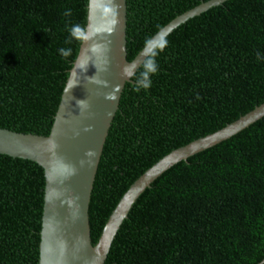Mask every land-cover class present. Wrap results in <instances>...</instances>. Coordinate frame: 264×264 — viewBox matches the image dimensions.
I'll list each match as a JSON object with an SVG mask.
<instances>
[{
  "label": "trees",
  "instance_id": "1",
  "mask_svg": "<svg viewBox=\"0 0 264 264\" xmlns=\"http://www.w3.org/2000/svg\"><path fill=\"white\" fill-rule=\"evenodd\" d=\"M203 1L129 0V52ZM85 8L86 0H0V127L49 133ZM165 40L121 93L91 193L93 244L145 167L264 102V0H234ZM44 185L36 165L0 157V264H38ZM263 259L264 117L159 175L133 204L104 264Z\"/></svg>",
  "mask_w": 264,
  "mask_h": 264
},
{
  "label": "water",
  "instance_id": "2",
  "mask_svg": "<svg viewBox=\"0 0 264 264\" xmlns=\"http://www.w3.org/2000/svg\"><path fill=\"white\" fill-rule=\"evenodd\" d=\"M233 1H203L174 17L149 40H165ZM130 26L129 0H86L80 39L49 133L0 127V157L34 164L44 172L38 264H104L133 204L159 175L264 117L263 102L145 167L120 197L93 244L89 204L103 147L125 84L134 83L132 76L151 54L148 42L138 53L129 52Z\"/></svg>",
  "mask_w": 264,
  "mask_h": 264
},
{
  "label": "clouds",
  "instance_id": "3",
  "mask_svg": "<svg viewBox=\"0 0 264 264\" xmlns=\"http://www.w3.org/2000/svg\"><path fill=\"white\" fill-rule=\"evenodd\" d=\"M81 29L79 27H76L72 30V34L73 35H79L80 34ZM167 41L162 39V38H158L157 41H152L149 40L148 41V51H150L152 53L153 56H155L157 53L155 52L154 49L159 48L160 50H163L166 47ZM63 52V50H61ZM65 55H67L68 53H64ZM146 68L149 71L154 72L156 70L155 68V63L154 60H149L148 63L146 64ZM147 75V74H145ZM147 86V85H146Z\"/></svg>",
  "mask_w": 264,
  "mask_h": 264
}]
</instances>
